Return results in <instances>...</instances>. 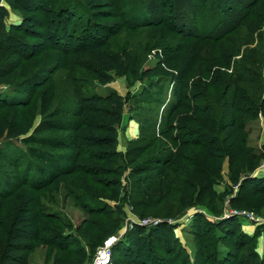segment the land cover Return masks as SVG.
Listing matches in <instances>:
<instances>
[{"label":"rangeland","instance_id":"rangeland-1","mask_svg":"<svg viewBox=\"0 0 264 264\" xmlns=\"http://www.w3.org/2000/svg\"><path fill=\"white\" fill-rule=\"evenodd\" d=\"M15 1L18 7L0 0L6 14L0 26L10 37L0 43V97L4 102H29L0 108V150H26L25 138L38 129L48 131V113L80 106L92 92L125 100L113 144L119 165L112 168L109 158L85 154L82 164H100L106 171L78 172L41 191L22 187L14 194L38 198L47 216L42 217L45 241H29L31 251L14 253L17 263L67 264L87 257L86 264H94L110 238L124 241L136 225L166 223L177 239L166 232L163 242L153 245L159 262L150 257L149 264H264V187H242L247 177L264 179V0H74L87 14L60 12L71 0ZM89 15L91 21L86 22ZM30 17L41 23L34 26ZM222 28L227 34L217 39ZM88 43L120 53L126 72L110 71V80H101L80 63L91 62ZM150 70L154 76L146 74ZM239 90L248 105L236 112ZM182 99L183 107L169 120L177 128L165 134L161 127L141 131L147 108L164 112L168 107L171 112ZM207 104L215 110L218 135L235 157L233 162L226 158L220 172L195 139L179 129L186 125L197 130L199 115L188 109ZM246 106L254 110L251 117L245 115ZM159 121L169 124L165 118ZM13 133L19 134L11 137ZM178 138L187 144L180 145ZM172 155L162 173L148 172L144 181L145 173L135 174L144 161H165ZM18 170L0 164V192L15 191L9 184L19 180ZM149 184L154 188L148 193ZM172 184L177 185L173 190ZM12 199L3 203L0 216ZM138 202H145L146 208L134 206ZM234 219L232 229L217 226ZM109 222L116 228L110 236L104 229ZM92 226L93 240L80 237L79 230ZM6 235L0 225V243ZM198 249L206 252L202 261L197 260ZM112 254L110 264H142Z\"/></svg>","mask_w":264,"mask_h":264},{"label":"trees","instance_id":"trees-1","mask_svg":"<svg viewBox=\"0 0 264 264\" xmlns=\"http://www.w3.org/2000/svg\"><path fill=\"white\" fill-rule=\"evenodd\" d=\"M207 1L211 2V4L214 3V0ZM8 2L12 7H18L15 0H8ZM66 7L67 8L60 10V12L65 11V9H76V13H78V11L85 12V14L88 13L86 8H83L74 0L68 2ZM46 9L50 10L49 7ZM0 12L1 22L5 19L6 14L3 10H0ZM91 17L92 16L89 15L88 18H85V21H91ZM217 17L218 22L225 24L226 20H224V18L219 15H217ZM29 19H31L34 26L41 23V20L37 17H30ZM27 21L28 20L24 23L26 24V28L30 26L28 23L30 20ZM2 27L0 26V43H5L8 42L10 37L3 32ZM226 29L227 28L221 29L222 32L220 33L222 36L217 39L225 37L227 34ZM214 31H219L216 24ZM85 50L88 52L91 62L87 63L81 61L80 63L84 67L95 72L101 80L109 81L110 78L108 77V73L110 71H115L117 74L126 72L120 53L104 50L98 43H88ZM229 65L230 64H225L224 67H230ZM146 74L148 76H154L155 70H150ZM184 98L189 99L187 96ZM237 101L236 112L240 111L239 109L244 107V105H248V98L244 91L239 90ZM2 102L6 104H2ZM28 102V99L16 102H4L2 97H0V108L8 105L24 106L27 105ZM155 102L158 104L159 100H155ZM184 102V99H182L171 112L168 111V107L165 108L164 112L147 108V110H149L147 115L144 119H140L141 131H143V133L151 129L156 131L157 127H161L163 134H165L177 128L178 125L175 126V123H170L169 120L173 118L178 109L183 107ZM124 110L125 100L115 94L102 95L97 92H92L83 97L80 106H61L56 108L53 112L48 113V118L46 120L49 124L48 131L46 132V130L41 131L38 129L33 135L25 138L23 143L27 146L26 150L17 148L0 150V164L4 163V165H7V163H10L14 165L17 170L19 169L16 174L20 175L18 181H15L14 184H9L15 191L0 192V212L4 206L3 203L6 202L7 199L13 198L12 201L8 203L4 215L0 216V225L7 234L3 242L0 243V264H19L17 263V256H14V253L17 251H31L33 246L29 244V241H34L35 243L45 241L42 236V230L45 229L42 225V217L47 216L41 212L38 198L26 194H24L22 198H19L14 194L18 193L22 187L29 188L35 192L41 191L56 183L59 178L70 177L78 172H83L87 175H95L106 171L107 167L100 164H82L80 162L81 157L85 154L102 159V161H108L107 158H109L112 168L119 165V155L115 151L113 144L118 134L117 128L123 120ZM188 110L195 115H199V119L196 120L198 129H188L186 125H180L179 129L185 136H191L195 139V144L200 146L209 158L215 160V167L217 171L220 172L224 160L229 158L230 161L233 162L235 157L231 146H228L226 140H222L218 135L214 118L215 110L208 104L203 108L198 106ZM253 113V108L247 107L245 115L251 117ZM160 118H162V120L165 118L169 124H163L162 121H159ZM165 125L167 126L166 128L162 127ZM17 134L13 133L11 137H15ZM155 134L154 132L153 136ZM178 140L180 145L183 143L184 145L187 144L185 140H180V138H178ZM172 159L173 155L168 157L165 161H155L154 159L146 160L135 168V174L145 173L146 176L141 178L144 181L145 178L150 175L148 172L159 171L158 173H162L164 171V166L170 165ZM242 185L244 188H263L264 179L247 177L244 179ZM171 186V190H173L177 185L172 184ZM153 188L154 185L146 188V190H148L149 193ZM118 198L119 195L115 194L114 199ZM233 205L237 206L236 200L233 202ZM134 206L140 209L146 208L145 202H138ZM106 208L107 214L110 215L111 211L108 207ZM91 212L94 214L97 213L94 210H91ZM140 216L145 217L143 213H141ZM235 221L236 219L223 221L217 226L222 227L225 225L227 228L232 229V227L236 225ZM166 228V223H161L154 227L136 225L129 231L124 241H117L113 245L112 250L113 252L121 253L131 263L140 262L142 264H149L150 257H154L155 262L158 263L159 261L155 259L153 245L156 242L162 243L165 238V233L168 231L173 239L174 237L176 238L174 228L171 226L168 228L169 230ZM94 229L93 226L89 229H81L79 230V235L83 239L91 241L94 239L92 235ZM104 229L106 231L105 234L108 236L114 234L116 231L113 222L106 223ZM205 253L206 252H203V250L198 249L197 260L202 261ZM87 261V257H80L68 260L67 264H86Z\"/></svg>","mask_w":264,"mask_h":264},{"label":"built area","instance_id":"built-area-1","mask_svg":"<svg viewBox=\"0 0 264 264\" xmlns=\"http://www.w3.org/2000/svg\"><path fill=\"white\" fill-rule=\"evenodd\" d=\"M244 214L249 216V213L243 211ZM147 224V222H145ZM116 243L115 238H110L106 241L105 246L98 252L94 264H110L112 259L113 245Z\"/></svg>","mask_w":264,"mask_h":264},{"label":"crops","instance_id":"crops-1","mask_svg":"<svg viewBox=\"0 0 264 264\" xmlns=\"http://www.w3.org/2000/svg\"><path fill=\"white\" fill-rule=\"evenodd\" d=\"M135 125V124H134ZM133 127H135V126H133Z\"/></svg>","mask_w":264,"mask_h":264}]
</instances>
